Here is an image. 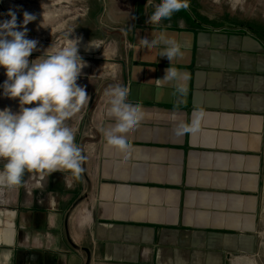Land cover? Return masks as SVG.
Here are the masks:
<instances>
[{
	"label": "crops",
	"instance_id": "crops-1",
	"mask_svg": "<svg viewBox=\"0 0 264 264\" xmlns=\"http://www.w3.org/2000/svg\"><path fill=\"white\" fill-rule=\"evenodd\" d=\"M146 3L104 0L97 10L88 7L95 19L79 31V55L88 64L82 83L90 98L101 95L67 121L87 157L85 171L78 181L62 172L43 181L39 173L26 174L22 186L0 188V253L11 251L12 264H240L254 257L264 169V42L243 28L204 23L188 9L148 24ZM161 32L186 45L183 58L172 61L191 74L178 111L172 86H156L170 66L159 56L162 46L138 44ZM90 41L97 47L88 48ZM116 84L130 88L129 102L143 104L127 157L100 132L113 123L104 91ZM14 101L10 108L19 111ZM194 107L205 112L197 130L174 135Z\"/></svg>",
	"mask_w": 264,
	"mask_h": 264
},
{
	"label": "clouds",
	"instance_id": "clouds-1",
	"mask_svg": "<svg viewBox=\"0 0 264 264\" xmlns=\"http://www.w3.org/2000/svg\"><path fill=\"white\" fill-rule=\"evenodd\" d=\"M189 6V0H147L145 8L152 9L147 23L158 25ZM6 15L10 19L0 21V67L5 69L7 79L0 87L5 97L19 100V111L0 110V188L20 187L25 175L34 173H39L41 181L54 172L66 173L78 181L85 171L87 157L67 121L90 101L85 87L77 83L82 69L88 66L79 55L81 38L70 39L73 31L67 33L65 46L54 49L52 45L30 61L38 41L26 38V26L36 16L25 11L22 24H18L15 11L9 9ZM40 26L46 27L43 22ZM138 44L145 49L162 46L159 56L166 58L170 66L165 68L163 78L156 79V86H172V95L177 98L174 109L178 111L189 94L191 74L172 61L183 58L186 45L163 32L152 39L140 38ZM92 47L97 46L90 41L88 48ZM129 94L130 88L122 84L105 89L106 115L113 123L100 129L106 144L125 157L133 150L129 135L140 126L144 116L143 104L129 102ZM204 116L203 107H194L189 122L174 125V135L197 130ZM0 259L4 264H12L13 253H0Z\"/></svg>",
	"mask_w": 264,
	"mask_h": 264
},
{
	"label": "rangeland",
	"instance_id": "rangeland-1",
	"mask_svg": "<svg viewBox=\"0 0 264 264\" xmlns=\"http://www.w3.org/2000/svg\"><path fill=\"white\" fill-rule=\"evenodd\" d=\"M113 1L119 2V0ZM101 2L103 3L104 0H0V21L10 19L6 15L9 9L15 11L18 24H22L25 11L36 16V20L26 26L28 29L26 38L38 41L37 49L29 57L32 61L42 56L52 45L54 49L65 46L67 33L73 31L70 39L80 37L81 26L87 25L90 19H95L94 16L88 17V7L92 6L97 10L98 7L95 8V6L100 5ZM189 4L188 11L204 23L215 24L217 27L226 25L234 29L243 28L264 42V0H189ZM42 22L46 27L40 26ZM85 78L87 76L80 75L77 83L85 87L83 84ZM6 79L5 69L0 67V85H3ZM100 95L101 93L95 99L94 96L93 99L90 98L94 106L99 101ZM14 102V99L3 95V88L0 87V110L10 108L15 105ZM34 106L28 105V107ZM10 109L14 113L18 112L17 107ZM261 200L260 244L254 257L244 259L246 261L238 259L237 261H241L240 264H247L248 261L250 264H264V169ZM5 208L13 212L11 206H5ZM0 210L5 211L1 205ZM234 264H236L235 260Z\"/></svg>",
	"mask_w": 264,
	"mask_h": 264
}]
</instances>
